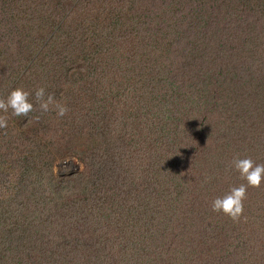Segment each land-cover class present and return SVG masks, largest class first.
Here are the masks:
<instances>
[{"label":"trees","instance_id":"16d2710c","mask_svg":"<svg viewBox=\"0 0 264 264\" xmlns=\"http://www.w3.org/2000/svg\"><path fill=\"white\" fill-rule=\"evenodd\" d=\"M0 69V98L43 87L69 109L41 112L30 95L11 125L83 139L56 156L8 142L1 163L20 177L0 185V264H264V180L239 220L211 211L244 183L234 157L264 164V0H0ZM205 106L213 134L194 130ZM191 128L216 148L185 172L174 136ZM67 156L83 169L55 175ZM180 208L199 215L176 231Z\"/></svg>","mask_w":264,"mask_h":264},{"label":"rangeland","instance_id":"374dc122","mask_svg":"<svg viewBox=\"0 0 264 264\" xmlns=\"http://www.w3.org/2000/svg\"><path fill=\"white\" fill-rule=\"evenodd\" d=\"M151 9H154V4H151L148 1L147 10L150 11ZM133 17L134 16H130L131 19ZM152 27H153V25H152ZM0 71H1V69H0ZM30 80L32 81V79H30ZM31 84H33V82ZM185 85L186 86L188 85L187 81H185ZM163 86H164V88L167 89V90H165L166 97L170 96L169 98H172V96L175 95L174 94L175 90L173 91V87L166 86L165 84H163ZM36 87H38V86H36ZM180 87H182L181 82L177 85L178 89ZM125 98H126V96L122 97L123 100ZM206 98H207V96L205 95V99ZM32 99L34 100V95L32 96ZM200 110L201 109H198V110H196V112L193 110V115H195V117H196V120H194V121L197 122V125L194 124L196 126L194 128V130H197V132H199L201 129H203V128H201L203 125L205 126L206 124L211 123V120L213 122L214 120L217 119V117L214 113L211 116V118L205 117L206 116L205 112L209 111V109L206 106L203 107V110L201 112H200ZM174 117H176V115ZM174 117H172L170 119V124H171L170 128H172V129H174L173 123L179 125L180 123H183V122L185 123L188 120V119H183L179 122ZM203 117H205V118L203 119ZM13 120H14V118L11 117L8 120L7 128L3 129L2 131L0 130V133L3 135H5L6 133H12V134H9V136L5 139L0 138V185L2 183H5V185H11V186L15 185L17 183L19 177H20L18 172H14V173L9 174V170L7 169L6 165L4 167L3 164L1 163V160L9 157L8 154L10 153L11 147L8 144V142L9 141L12 142V140L16 139V137L19 134H22L21 139H25L29 142H34V141L39 142V144L43 143L44 151L45 152L50 151V152L54 153L55 156L67 153L77 141L78 142L83 141L82 138H80L78 140H76V139L69 140L66 137H61L60 133L59 132L55 133V131L53 129H50V130L46 131L45 133H40L39 136H36V134H34L31 130L24 127L22 130V133H21V129L17 125V123L14 122V124L12 123V125H11L10 121H13ZM211 125H212V128H211L210 133L213 134L215 128H214L213 123H211ZM176 131H179L178 126H177ZM192 131H193V128L188 130L187 134L179 133L178 135L174 136V138L179 140L180 142H186V145L185 146L183 145L182 147L187 146L186 149L190 148L189 150H187V152L184 154V156L181 157L180 167L182 169H184L185 172L186 171L189 172L192 169V167H191L192 163L196 161L194 159H198L194 156L196 153H197V156H200L203 148L208 149V150H212V151L216 148L213 146L214 143H216V140L208 141L206 139V141H203L202 139H197V135L192 134ZM129 132L135 135L139 131H137V127H135L134 129H130ZM12 136H13V138L11 139ZM188 137H189V139H188ZM136 138H137V135H136ZM208 139H210V137ZM198 140H199L200 144H198ZM223 141H224V139L218 143H221ZM139 143H146L145 139L143 138L142 141H140ZM134 144H136V143L134 142ZM130 145L133 146V144H130ZM126 146H128V144H126ZM45 147H46V149H45ZM132 153H133L132 158L136 159L137 155H135L134 152H132ZM69 159H71V161ZM52 168H53L55 175H57V173L63 172V171H66V172L70 171V172L75 173V172H80L83 169V164L74 156H67V157H63V158L57 157ZM192 174H194V173H190V175H192ZM130 187L133 189V186L131 184H130ZM162 189L163 188L160 187L159 184H157L155 189L152 190L151 198L154 200L155 190L159 192V191H162ZM99 194H98V196H99ZM195 201L197 202L198 200L195 199ZM196 206H198V203H196V205L194 206V209ZM207 210H209V209L207 208ZM198 215L199 214H192V213L187 214L185 211H183L182 208H180V209H178V211H176L174 213V216L172 217V224H173L175 230L179 231V230H181V228H186L188 226L187 224H191V223L194 224V221ZM152 216H153V214L151 215V219H152ZM156 219L157 218H154V221H153V219L151 221L152 225L154 223V226L156 225V222H155ZM202 228H203V225H199V226L195 227V230H196V232L199 230L202 231Z\"/></svg>","mask_w":264,"mask_h":264},{"label":"clouds","instance_id":"9594fccd","mask_svg":"<svg viewBox=\"0 0 264 264\" xmlns=\"http://www.w3.org/2000/svg\"><path fill=\"white\" fill-rule=\"evenodd\" d=\"M30 95L33 93L16 88L6 98H0V111L4 113L0 115V129L7 128L11 117L28 116L34 110L33 103L29 102ZM34 100L41 112L55 111L58 117H64L69 111L66 104L57 101L54 94L46 93L43 87L34 90ZM231 167L244 183L232 186L224 196L216 197L211 203V211L221 213L235 222L243 213L247 189L260 187L264 180V164H256L250 157L236 156L231 161Z\"/></svg>","mask_w":264,"mask_h":264},{"label":"water","instance_id":"95a60500","mask_svg":"<svg viewBox=\"0 0 264 264\" xmlns=\"http://www.w3.org/2000/svg\"><path fill=\"white\" fill-rule=\"evenodd\" d=\"M69 160L71 161V159H69ZM71 174H74V172H70V171L69 172H66V171H63V172L57 173L58 176H68V175H71Z\"/></svg>","mask_w":264,"mask_h":264}]
</instances>
